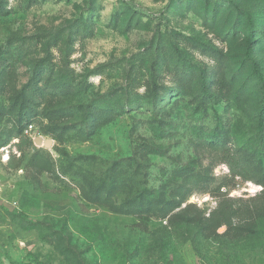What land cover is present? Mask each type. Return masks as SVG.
Returning a JSON list of instances; mask_svg holds the SVG:
<instances>
[{
    "label": "rangeland",
    "instance_id": "1",
    "mask_svg": "<svg viewBox=\"0 0 264 264\" xmlns=\"http://www.w3.org/2000/svg\"><path fill=\"white\" fill-rule=\"evenodd\" d=\"M0 200V264H264V0H0Z\"/></svg>",
    "mask_w": 264,
    "mask_h": 264
},
{
    "label": "water",
    "instance_id": "2",
    "mask_svg": "<svg viewBox=\"0 0 264 264\" xmlns=\"http://www.w3.org/2000/svg\"><path fill=\"white\" fill-rule=\"evenodd\" d=\"M34 142L36 144H39V145L43 144L45 147H48L49 145L52 144L51 140H44L43 141V138H41V137H35ZM0 203H2L1 200H0ZM6 205L8 206L9 210H13V205H11V204H6Z\"/></svg>",
    "mask_w": 264,
    "mask_h": 264
},
{
    "label": "built area",
    "instance_id": "3",
    "mask_svg": "<svg viewBox=\"0 0 264 264\" xmlns=\"http://www.w3.org/2000/svg\"><path fill=\"white\" fill-rule=\"evenodd\" d=\"M32 128V125H29V129H31Z\"/></svg>",
    "mask_w": 264,
    "mask_h": 264
},
{
    "label": "trees",
    "instance_id": "4",
    "mask_svg": "<svg viewBox=\"0 0 264 264\" xmlns=\"http://www.w3.org/2000/svg\"><path fill=\"white\" fill-rule=\"evenodd\" d=\"M261 116H262V114H261Z\"/></svg>",
    "mask_w": 264,
    "mask_h": 264
}]
</instances>
